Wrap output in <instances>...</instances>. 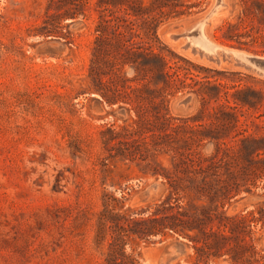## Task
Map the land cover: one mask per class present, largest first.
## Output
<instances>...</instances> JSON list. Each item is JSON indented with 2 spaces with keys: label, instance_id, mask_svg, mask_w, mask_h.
Here are the masks:
<instances>
[{
  "label": "rangeland",
  "instance_id": "1",
  "mask_svg": "<svg viewBox=\"0 0 264 264\" xmlns=\"http://www.w3.org/2000/svg\"><path fill=\"white\" fill-rule=\"evenodd\" d=\"M95 1L0 0V264H104L107 242L98 244L96 232L105 200L120 214L145 219L155 203H175L177 196L187 218L206 231L225 229L226 217L247 216L234 221L233 232L226 229L230 239L222 241V251L231 255L209 264H264V174L250 180L244 157L217 154L215 142L206 138L198 152L151 149L103 164L108 150L102 131L120 130L136 114L130 104L108 105L89 90ZM203 1L200 12L161 25L165 53L184 57L195 73L229 83L238 78L231 72L264 79L244 60L205 47L211 41L239 48L214 36L224 20L233 19L237 0H223L204 28L206 37L199 35L197 21L216 0ZM124 75L133 78L136 72L126 66ZM201 106L187 89L171 98L169 115L188 126L208 124L206 114L192 119ZM257 114L244 110L240 118L264 126V117L254 119ZM190 132L186 127L181 134ZM249 133L262 135L264 129L250 124ZM254 159L264 167V155ZM186 232L201 235L198 228ZM164 233L143 240L132 235L126 252L133 251L140 264L192 263V241Z\"/></svg>",
  "mask_w": 264,
  "mask_h": 264
},
{
  "label": "trees",
  "instance_id": "2",
  "mask_svg": "<svg viewBox=\"0 0 264 264\" xmlns=\"http://www.w3.org/2000/svg\"><path fill=\"white\" fill-rule=\"evenodd\" d=\"M203 4V0L95 1L92 8L98 18L88 67L89 90L108 105L130 104L128 110L133 109L136 114V118L120 130L109 127L102 131L108 150L102 159L104 165L112 158H134L137 153L151 149L172 150L180 155L198 152L203 140L208 138L215 142L217 154L233 153L247 159L250 180L255 181L264 174V167L254 161V157L264 155V134L249 133L250 124L263 129L264 126L255 120L249 122L240 118L244 110L257 112L254 119L264 117V79L231 72L238 78L229 83L219 77L195 73L190 61L172 51H169L171 57L168 56L164 51L166 47L162 46L161 25L196 14L204 9ZM235 5L233 19L224 20L214 36L226 44L264 55V0H237ZM126 66L135 70L133 78L124 75ZM187 89L199 96L202 105L193 121L203 120L206 114L211 117L208 124L188 126L187 120L184 124L176 123L169 115L171 98ZM186 127L191 131L187 136L181 134ZM106 133L110 136H105ZM178 193L176 189L174 194ZM179 200L177 196L175 203L170 199L155 203L154 210L145 219L120 214L105 200L96 232L98 244L107 242L104 264H140L133 251L126 252L127 239L132 235L141 240L151 234L163 235L165 229L192 241L195 253L190 264H209L213 257L231 255L230 249L222 251V241L230 239L226 229L233 232L234 221H245L247 216L226 217L225 229L206 231L198 220L187 218ZM194 228H198L201 235L187 234L186 229ZM232 258L235 259L234 255Z\"/></svg>",
  "mask_w": 264,
  "mask_h": 264
},
{
  "label": "bare ground",
  "instance_id": "3",
  "mask_svg": "<svg viewBox=\"0 0 264 264\" xmlns=\"http://www.w3.org/2000/svg\"><path fill=\"white\" fill-rule=\"evenodd\" d=\"M219 11V10H218ZM217 11V12H218ZM206 14V13H205ZM204 14V15H205ZM203 15V16H204ZM215 15V14H214ZM202 16V17H203ZM201 17V18H202ZM200 18V19H201ZM213 18V17H212ZM200 19H198V21L200 20ZM197 21V26H196V28L198 29V33H199V35H202L203 37H206V34H205V26H206V24H208V23H206V24H200L199 22ZM200 45V44H199ZM206 46L205 47H208V46H210L211 47V50H213V51H216V50H218V49H220L221 50V53H223V54H226V55H231V56H233V57H235V58H238V59H242V60H244L247 64H249V65H253L252 64V62L249 60L250 59V57H251V55L248 53V52H246V51H244V50H240V49H235V48H231V47H228V48H226V47H223V46H220V45H217V44H213V43H211V41L210 42H207L206 44H205ZM201 46V45H200ZM260 59H264V58H260ZM254 66V65H253ZM264 71V70H263Z\"/></svg>",
  "mask_w": 264,
  "mask_h": 264
},
{
  "label": "water",
  "instance_id": "4",
  "mask_svg": "<svg viewBox=\"0 0 264 264\" xmlns=\"http://www.w3.org/2000/svg\"><path fill=\"white\" fill-rule=\"evenodd\" d=\"M223 6V0H216L215 3L211 6V8L206 12V14L198 21L200 24H206L209 23L212 19V17L214 16V14ZM231 48H235V49H240V50H244L246 52H248L251 57H250V61L252 62V64L254 65H250L251 67H254L256 70H258V72H260L261 74H264V71H260V70H264V59H260L259 57L255 56L254 54H252L250 51L246 50V49H241V48H236V47H231ZM224 56H231V55H226L224 54ZM235 58V57H234ZM249 65V64H248Z\"/></svg>",
  "mask_w": 264,
  "mask_h": 264
}]
</instances>
